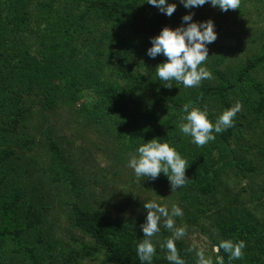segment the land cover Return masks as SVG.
I'll list each match as a JSON object with an SVG mask.
<instances>
[{
  "label": "trees",
  "instance_id": "trees-1",
  "mask_svg": "<svg viewBox=\"0 0 264 264\" xmlns=\"http://www.w3.org/2000/svg\"><path fill=\"white\" fill-rule=\"evenodd\" d=\"M169 3L177 4L171 17L146 0H0V264H140L136 244L144 239L147 213L144 202L128 197L134 187L146 202L165 196L169 210L179 207L175 226L185 235H207L211 249L204 254L213 264L217 255L224 264H264V45L234 64L226 48L210 44L202 67L211 78L192 88L171 81L168 88L155 72L166 58L147 55L150 38L165 26H181L192 10L179 0ZM252 8L264 13V0H240L235 10L247 15ZM193 9L194 22L215 12L208 4ZM186 103L205 110L213 123L237 104L240 110L232 127L198 146L178 128ZM59 109L69 128L112 142L120 168L144 142H168L187 162V182L171 192L163 173L155 181L134 173L132 183L109 193L110 205L116 200L123 204L118 211L133 215L110 216L64 136L42 129L47 114ZM59 203L69 226L90 241H68L50 223ZM159 228L151 264H170L162 247L168 239L184 264H197L193 243L176 238L163 219ZM222 240L244 241L242 257L215 253Z\"/></svg>",
  "mask_w": 264,
  "mask_h": 264
},
{
  "label": "clouds",
  "instance_id": "clouds-1",
  "mask_svg": "<svg viewBox=\"0 0 264 264\" xmlns=\"http://www.w3.org/2000/svg\"><path fill=\"white\" fill-rule=\"evenodd\" d=\"M156 7L162 14L171 17L176 11L177 4L169 3V0H146ZM185 9H193L208 4L221 11L235 10L239 8L240 0H179ZM193 13L189 12L182 17V24L175 29L165 26L158 35L150 38L151 47L147 55L155 59L162 55L166 59L155 68L156 76L164 86L171 88L175 81L185 88L199 86L202 80L210 79L211 73L202 65L209 57L208 45L214 43L218 34L215 31L214 21L211 19L202 22L193 21ZM240 110V105L225 110L216 119L215 123L208 119V113L191 103L182 106L181 122L178 125L179 131L185 136L191 137V142L203 146L215 139L214 133H221L233 126V118ZM136 177H145L155 181L161 173L168 179L171 192L184 186L187 182L185 175L187 162L176 151L175 147L168 142H160L152 139L144 142L136 148L135 154L129 159L128 165ZM146 210L145 222L141 225L144 239L136 244V254L140 264H151L155 247L151 238L160 231L161 220L164 227L173 231L176 238L185 235L183 227L175 226V217L183 215L182 210L173 206L169 210L165 206L154 201L143 204ZM168 251L167 260L170 264H184L179 256L174 239L166 240L162 245ZM245 248L244 241L222 240L214 246L213 251L219 253L223 250L229 255L230 260H238L242 257V250ZM197 264H213L211 258L206 257L203 251L198 252ZM215 264H224L222 256H216Z\"/></svg>",
  "mask_w": 264,
  "mask_h": 264
},
{
  "label": "rangeland",
  "instance_id": "rangeland-1",
  "mask_svg": "<svg viewBox=\"0 0 264 264\" xmlns=\"http://www.w3.org/2000/svg\"><path fill=\"white\" fill-rule=\"evenodd\" d=\"M212 10L215 12L213 15H207V20L211 19L214 21L215 31L218 34L217 40L212 44L220 47L221 50L226 48L228 59L233 60L232 62L234 64L240 62L238 58H244L246 55H256L262 50L261 48L264 45L263 9L257 10L252 8L247 15H241L237 13V10H231V13L221 11L219 8L214 7H212ZM193 12L194 9L191 10V13ZM219 12L226 16L222 17V15H218ZM222 30L233 33L234 36L232 38L225 36ZM250 38L256 39V41L251 42ZM227 49H229V51H227ZM219 51L220 50H215V53ZM86 99H91V94L87 95ZM33 119H35L34 123L36 125H39L42 121V119L37 118V115L33 116ZM70 125L71 122L66 116L65 111L59 109L55 113L47 114V121L42 125V129L51 127V129H55V134L58 133L64 136L65 140L70 145L69 148L72 149L74 156L77 158V166L82 168L83 178L92 185H88L90 190L93 191L98 198H103L104 203L100 206L102 210H108L107 213L114 218L132 216L133 214L131 211H118V209L115 208V206H123L122 203L112 200L115 206L110 205L109 195L113 186L122 189L128 186L129 183H132L130 176H134V171L127 166L128 162L127 164H123L120 168L119 164L113 160L111 154V149H113L112 142H109L107 138L93 131H83L82 133L79 130L76 131V129L69 128L68 126ZM113 171H116V173L114 174ZM91 177H96V179H98L96 184L92 183L93 180ZM129 193H132L129 194L128 197L134 200V203L146 202L145 193H140L136 190V187L132 188ZM140 194H142L141 197H137V195ZM62 196L66 198V195ZM128 201L129 200H124V202ZM154 202L168 209L171 206L170 200L165 199V196L155 198ZM58 205L63 206L60 203ZM131 208L132 206L128 205V209ZM141 210L142 207H139V211ZM50 223L55 225L59 234L64 236L68 241H71L73 237H79L80 239L82 238L90 241L89 237L84 236L80 231L73 230L69 226V217L64 206L62 208L58 207V212L54 214L52 218L50 217ZM183 237L193 243L199 252L203 251L204 253H210L211 243L207 235L198 232H189Z\"/></svg>",
  "mask_w": 264,
  "mask_h": 264
}]
</instances>
